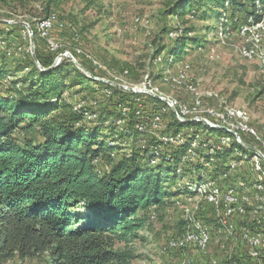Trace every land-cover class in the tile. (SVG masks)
I'll list each match as a JSON object with an SVG mask.
<instances>
[{
	"label": "rangeland",
	"instance_id": "rangeland-1",
	"mask_svg": "<svg viewBox=\"0 0 264 264\" xmlns=\"http://www.w3.org/2000/svg\"><path fill=\"white\" fill-rule=\"evenodd\" d=\"M21 2L20 5L0 0V20L26 23L32 31L34 53L35 36L41 49L46 47L58 52L55 59L60 54H70L80 64L79 60L86 62L92 72L82 65L96 79L79 70L92 81L125 91L124 98L129 100L131 94L132 98L136 95L140 98V101L133 98L136 104L131 103L128 107L129 101L119 103L118 95L110 97L111 91L107 87L90 82L86 85L85 81L82 85L67 86L70 88L64 93L63 98L75 108L87 107L97 115L101 113L102 119L108 115L110 118L114 117L119 111L122 118L119 117L114 124L121 126L127 122L123 117L127 116L129 109H135L137 116L145 117L146 120L143 115L149 113L153 104L143 101L141 95H150L162 102L156 104L160 110L152 114L148 121L136 124L140 133L137 138L122 134L115 127L111 128L122 143L117 147L121 148L117 149L118 154L129 152L132 146L135 148L140 144L144 145L147 138L151 137L159 143L151 147L154 154L160 153L163 146L186 145V149L188 145L196 146L195 154L190 155L188 160L184 157L182 160L181 157L184 166H180L179 170L191 168L189 164L194 161L202 164L201 155L206 157L203 168L199 169L203 187L199 184L193 190L194 194L183 193L172 197L164 207L147 209V225L138 233L145 241L134 239L129 245L138 256L132 261L133 264H179L182 261L189 264H211L213 258H217L221 264H227L232 260L231 252L235 254L233 248L238 242L236 238L241 227L264 233L263 226L257 224L254 218L255 212L264 211L261 210L264 209V189L258 191L254 186L255 183H260L264 188V143L237 128L240 122H244L264 138V33L261 32L258 41L251 35L242 36L240 29L248 18L244 22L243 16L238 14L237 20L234 16L231 21L226 11L218 23L213 22L214 14L207 21L198 15L192 17L186 14L179 17L174 12L175 0H58L57 6L47 16L42 12L40 0ZM50 16L55 19V25L46 33L47 28L41 22ZM262 23L264 25V16ZM10 26L16 27L11 30ZM192 26L196 27L192 36L201 33V38L207 42L196 45L190 36L179 54L180 57L172 64L170 57L164 58L166 49H170L168 47L181 32L183 34L184 29ZM204 26L209 29L204 31ZM0 31L1 49L7 46V50L17 57L31 51L29 32L25 27L0 22ZM64 58L71 62L67 57H61L57 63ZM104 80L119 86L108 84ZM101 90L104 96L101 95ZM162 99L169 100L175 112ZM225 108L237 109L246 119L224 118ZM170 113L177 121L201 123L202 126L196 129L183 126L177 131H167L172 122ZM95 114H91L89 118L93 119ZM155 116L159 120L157 131L150 130L151 119ZM237 136L240 139L238 141ZM183 139L185 143L180 144ZM219 139H225V143L220 144ZM243 143L257 148L258 152L243 146ZM211 145L217 148L222 146L221 149H214L212 158L209 156L212 153L208 150ZM228 146L240 153L234 150L231 152ZM225 152L228 166L226 171L212 175L218 167V155ZM254 156L257 157L259 170L255 169ZM157 161L153 158L151 163L155 164ZM189 180L184 178L179 181L183 191L188 190L185 183ZM191 181L195 182L196 179ZM213 184L231 187L236 192L249 196L250 202L244 205V215L235 214L230 219L234 226L229 229L230 232L221 223L224 206L216 210L205 199L206 192ZM194 217L204 219L209 226L211 243L207 252L202 253L193 247L171 248L169 242L183 235ZM223 245H226L227 250ZM239 245L236 253L245 254L247 247ZM246 263L254 264L247 258ZM2 264H47V256L24 260L13 258Z\"/></svg>",
	"mask_w": 264,
	"mask_h": 264
},
{
	"label": "trees",
	"instance_id": "trees-1",
	"mask_svg": "<svg viewBox=\"0 0 264 264\" xmlns=\"http://www.w3.org/2000/svg\"><path fill=\"white\" fill-rule=\"evenodd\" d=\"M40 2L45 16L58 4V0ZM174 3V12L179 17L198 15L207 21L214 14L215 23L225 11L231 21L234 16L237 20L238 14L244 22L248 18V26L256 25L264 16V0H175ZM195 29L194 26L184 29L170 49H166L164 58L170 57L174 64L190 36L194 44H205L201 33L192 36ZM208 29L206 26L204 31ZM34 43L36 59L45 70L37 67L30 52L17 57L7 46L0 47V264L13 258L24 260L43 255L47 256V264H131L138 256L129 245L134 239L145 241L138 233L147 225V209L164 207L172 197L194 194L199 184L203 187L199 169L206 157L201 155L202 164L189 162L191 168L179 170L184 166L183 157L188 160V150L195 154V148L163 146L160 153L154 154L151 147L159 143L151 137L144 145L132 146L129 152L118 154L117 149L121 148L117 147L122 143L111 128L137 138L140 133L136 124L148 121L160 110L156 104L162 102L141 95L143 101L153 104L149 113L143 115L146 120L137 116L135 109L134 112L129 109L123 117L127 122L121 126L114 124L122 118L119 111L114 117L102 119L101 113L97 115L87 107L77 109L63 96L67 88L85 81L86 85L90 82L107 87L110 97L118 95L119 103L129 101L128 107L136 104L133 98L139 101L140 98L139 95L132 98L130 93L129 100L124 98L125 91L92 81L65 58L51 67L58 52L41 49L35 36ZM79 61L91 71L86 62ZM91 114H95L93 119L89 118ZM170 115L172 122L167 131L202 126L177 121ZM218 148L208 147L210 158ZM220 155L212 175L223 173L228 167L226 152ZM153 158L157 163H151ZM184 178L190 179L185 183L187 191L179 184Z\"/></svg>",
	"mask_w": 264,
	"mask_h": 264
},
{
	"label": "bare ground",
	"instance_id": "bare-ground-1",
	"mask_svg": "<svg viewBox=\"0 0 264 264\" xmlns=\"http://www.w3.org/2000/svg\"><path fill=\"white\" fill-rule=\"evenodd\" d=\"M47 24V25H46ZM41 25H43L45 28H48V21L45 20H42L41 22ZM264 28V25L262 22H259L257 23L256 25L254 26H245V30H243V27H241L240 29V32H241V35L242 36H248V35H251L254 37L255 40H260V36L262 35L261 31L263 30ZM245 55H248L245 53ZM176 82L179 83L178 80H175ZM190 89L194 90L192 87H189ZM197 104V102H196ZM232 106V105H231ZM236 109V108H235ZM226 110V111H225ZM224 110V118L225 117H228V118H245V116H243V114H241L237 109L236 110H233V109H228V108H225ZM228 113V114H227ZM246 119V118H245ZM227 120V119H226ZM230 119H228L227 121H229ZM152 123H151V126H150V130H153V131H157L158 130V126H159V121L156 117L152 118L151 119ZM226 122V121H225ZM206 124V123H205ZM239 126H237L238 129H240L241 131H245V132H248L250 135H252L256 141H259V142H262V144L264 143V138H261L257 132L255 131V129L251 126H249L248 124L244 123V122H240L238 124ZM208 127V126H207ZM212 127V126H211ZM230 128V127H229ZM239 130V131H240ZM231 134V133H230ZM236 136V134H235ZM240 137V136H239ZM236 139V138H235ZM240 140L237 136V141ZM196 141V139H195ZM220 144H224V142H220ZM220 146V145H219ZM264 147V146H263ZM191 148L196 150V146L195 145H191ZM257 149V148H256ZM237 153H240V152H237ZM187 154V157H189L190 155H193L194 152H192L191 150H188V152L186 153ZM255 154V153H254ZM264 154V153H263ZM241 155V154H240ZM242 156V155H241ZM245 157V156H244ZM252 157H250L251 159ZM254 159V163H255V169L256 170H259V166H258V162H257V157H253ZM260 160V159H259ZM258 160V161H259ZM251 161V160H250ZM252 163V162H251ZM259 173V172H257ZM261 174V173H260ZM263 174V172H262ZM264 175V174H263ZM263 175H262V178H263ZM261 176V175H260ZM258 178V176H257ZM261 178V177H260ZM254 183V182H253ZM214 185V184H213ZM243 186V185H242ZM254 186L256 187V189L258 191H262L264 188L263 186L260 184V183H255ZM237 187V186H236ZM247 188V187H246ZM244 189V188H243ZM251 188H249L248 190L250 191ZM238 190V189H237ZM199 191H201L199 189ZM251 192V191H250ZM249 192V193H250ZM203 193V192H202ZM246 193V192H245ZM255 193V192H254ZM235 196L236 198H240V199H236L235 201V208H238V211H237V214H241V215H244V212H245V209H244V205L248 202H250V199H249V196H247V194H240L238 192H236L233 188L231 187H221V186H217V185H214L213 187H211L209 189L208 192H206V195H205V199L207 201L208 204H210L212 207H214L216 210H218L221 206H224V212L222 214V218H221V223L223 224V226L225 228H227V231L230 232L229 229H231L233 226V224L230 222V219L233 217V214L232 213H228L227 212V199L226 197H232V196ZM251 195L253 196V194L251 193ZM251 196V197H252ZM254 197V196H253ZM256 198H259L256 196ZM254 200V199H253ZM252 201V200H251ZM257 201V200H256ZM251 204V203H250ZM262 204V203H261ZM262 208V207H261ZM254 209V208H253ZM256 209V208H255ZM259 210V209H258ZM257 210V211H258ZM261 210H264V209H261ZM255 211V210H254ZM220 213V212H219ZM255 216L254 218L256 219V221L258 222L257 224L259 225H262L263 228H264V211H258V212H255ZM246 217V216H245ZM259 218H261V220H259ZM192 227H200L203 229V234L205 235V245L203 248H201V252L202 253H206L207 250H208V247L211 243V236H210V232H209V226L208 224L204 221V219L202 220L197 218V217H194V219H192L189 224L186 226L185 228V231L183 233V235H181L179 238V244H180V249L181 248H187V247H192V240H188V235L187 233L189 232H192ZM212 228V227H211ZM222 228V227H221ZM237 231V230H236ZM239 236L236 238L238 240V242L236 241L233 242L235 243V246H234V250H235V253L237 252L238 247L240 248V245L239 244H243L246 248V241H247V237H252V239H255V242H256V245L258 247H262V248H259V251L257 252V261H252L254 262V264H264V233L262 232H258L257 230H249L247 227H241L239 229ZM238 232V233H239ZM234 241V240H233ZM179 244H178V241L177 240H171L169 242V246L171 248H179ZM225 250L226 249V245H223L222 246ZM244 248V247H243ZM188 249V248H187ZM242 251V250H241ZM244 251V250H243ZM182 252V250H181ZM184 252V251H183ZM195 253V252H194ZM223 253V252H222ZM232 253V252H231ZM240 253V252H238ZM210 254V253H209ZM196 256V255H195ZM203 256V255H202ZM200 258V257H199ZM208 258V257H207ZM185 259V258H184ZM188 259V258H187ZM224 259V258H223ZM202 260V259H201ZM225 260V259H224ZM195 262V261H194ZM209 262V261H208ZM220 261L217 260V258H213L212 261H211V264H218ZM224 263V262H223ZM179 264H189V262L187 261H182L181 263ZM221 264V262H220ZM227 264H232V260H229V262Z\"/></svg>",
	"mask_w": 264,
	"mask_h": 264
},
{
	"label": "built area",
	"instance_id": "built-area-1",
	"mask_svg": "<svg viewBox=\"0 0 264 264\" xmlns=\"http://www.w3.org/2000/svg\"><path fill=\"white\" fill-rule=\"evenodd\" d=\"M46 21H48V28L46 31V33H48V31L54 27L55 19L50 16L46 18ZM259 22H262V20H259ZM245 26H248V23L243 24L242 26L243 30H245ZM261 32L264 33V31ZM218 141L225 143V139H219ZM226 199H227V212L232 213L233 216L235 214L237 215L238 208H235V201L236 199H240V198H236L233 195L232 197H226ZM187 235H188V240H192V247L201 252V248H203L205 245V235L203 234V229L200 227H192V232L187 233ZM176 240L178 241L179 244V239ZM246 247H247V251L245 254L235 253L233 255L232 252V257H231L232 264H247L246 258L251 262L257 261V252L259 251V248L262 247H258L256 245L255 239H252L251 236L247 237ZM179 248H180V244H179Z\"/></svg>",
	"mask_w": 264,
	"mask_h": 264
},
{
	"label": "water",
	"instance_id": "water-1",
	"mask_svg": "<svg viewBox=\"0 0 264 264\" xmlns=\"http://www.w3.org/2000/svg\"><path fill=\"white\" fill-rule=\"evenodd\" d=\"M0 22H4V23H7V24H15V25H20V26H23V27H25L26 29H27V31L29 32V41H30V48H31V55H32V57H33V59H34V61H35V63H36V65H37V67L39 68V69H41V70H45L44 68H42L41 66H40V64L38 63V61H37V59H36V56H35V53H34V44H33V36H32V31L30 30V28H29V26L26 24V23H24V22H22V21H4V20H0ZM61 57H67L68 59H70L71 60V62L78 68V69H80L81 71H83L85 74H87V76L88 77H91V78H93V79H96L82 64H80L75 58H73L70 54H60L55 60H54V62H53V64H52V66L51 67H54L55 66V64L57 63V61L61 58ZM50 67V68H51ZM103 81V80H102ZM105 81V80H104ZM106 83H108V84H111V85H116V86H119V85H117V84H115V83H112V82H110V81H105ZM162 100H164L165 102H167L169 105H170V107H171V110H172V112H175V109H174V107L173 106H171V104H170V101L169 100H167V99H162ZM243 146H245V147H247V148H249V149H251V150H253V151H255V152H258L254 147H252V146H250V145H248V144H245V143H243L242 144Z\"/></svg>",
	"mask_w": 264,
	"mask_h": 264
},
{
	"label": "crops",
	"instance_id": "crops-1",
	"mask_svg": "<svg viewBox=\"0 0 264 264\" xmlns=\"http://www.w3.org/2000/svg\"><path fill=\"white\" fill-rule=\"evenodd\" d=\"M131 264H133V263H131Z\"/></svg>",
	"mask_w": 264,
	"mask_h": 264
}]
</instances>
